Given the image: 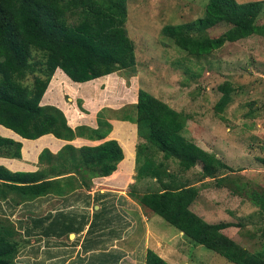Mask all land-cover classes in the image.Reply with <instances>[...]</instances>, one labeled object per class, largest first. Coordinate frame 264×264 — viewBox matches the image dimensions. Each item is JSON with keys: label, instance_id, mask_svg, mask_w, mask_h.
Segmentation results:
<instances>
[{"label": "trees", "instance_id": "obj_1", "mask_svg": "<svg viewBox=\"0 0 264 264\" xmlns=\"http://www.w3.org/2000/svg\"><path fill=\"white\" fill-rule=\"evenodd\" d=\"M126 1L0 0V125L28 139L50 133L67 141L76 137L102 140L79 147L66 143L56 153L43 149L38 160L45 165L35 171H10L0 165V200L19 205L50 193L60 196L78 187L89 188L94 177L110 175L123 159V149L116 139H105L112 128L109 119L127 120L137 125L142 139L135 146V176H151L162 184L157 191L131 192L137 203L233 264H264V248L247 251L221 233L230 224H211L194 213L190 206L197 187L177 184V173L167 169L168 160L180 171L201 163L203 177L228 168L182 134L184 115L179 111L140 88L136 102L113 117H107L102 108L96 113V127L79 124L72 128L63 110L40 104L56 68L74 82H85L135 65L134 45L125 28ZM263 3L208 0L201 17L165 24L161 31L187 54L207 55L225 42L264 35V26L256 22ZM69 15H77V21H69ZM223 22L230 27L217 37L196 38L189 32ZM221 89L215 104L219 112L230 98V88ZM77 102L80 106L81 101ZM20 148L21 143L0 136V156L20 158ZM250 196L264 211V189ZM15 233L12 225L0 224V264H25L14 260L19 245ZM145 264L169 263L149 248Z\"/></svg>", "mask_w": 264, "mask_h": 264}, {"label": "rangeland", "instance_id": "obj_2", "mask_svg": "<svg viewBox=\"0 0 264 264\" xmlns=\"http://www.w3.org/2000/svg\"><path fill=\"white\" fill-rule=\"evenodd\" d=\"M207 1L127 0L125 28L134 45L135 65L113 72L99 81L102 83L98 82L97 87L104 93L98 106L106 108L104 114L107 117H113L128 107L127 104L136 102L141 88L184 115L182 134L213 153L228 168L220 169L212 177H203L201 163L180 171L174 161L168 160L167 169L177 173V184L197 187L198 194L190 206L194 213L211 224L227 222L230 226L221 230L224 236L247 251L259 252L264 248V211L253 203L250 194L264 189V35L252 34L225 42L207 55L191 56L161 31L165 24L188 23L201 17ZM77 19V15H69V21L76 22ZM256 22L264 26V6ZM229 27L223 22L189 32L196 38H213L222 35ZM223 86L230 88V98L219 112L215 104L223 93ZM65 99L67 104L71 103ZM77 100L73 107L84 111ZM141 140L138 136L136 144ZM124 149L127 160L132 154L131 144L125 143ZM121 169L123 167L119 173L123 172ZM134 171L124 184H114L109 189L111 194H129L128 202L134 206L135 217L141 218V214L142 220L150 218L144 223L135 218L137 235L143 236L147 242L146 247L133 249L138 264H145V253L149 248L169 264H233L194 242L151 210L140 206L143 210L140 213L131 192L157 191L162 189V184L151 176L137 178L136 167ZM163 180L174 181L171 178ZM71 199L65 198L67 202ZM122 199L117 201L118 206L126 204L127 200ZM37 212L32 215L41 216L45 211ZM26 215L30 214L27 212ZM15 216V213L0 215V224L12 225L16 229L14 239L19 245L14 260L26 262L23 255L30 239L25 238L18 223L22 221L24 225L25 215L21 212L20 219ZM65 220L74 222L76 218L70 213ZM18 255L21 259H17ZM99 261H105L103 255Z\"/></svg>", "mask_w": 264, "mask_h": 264}, {"label": "crops", "instance_id": "obj_3", "mask_svg": "<svg viewBox=\"0 0 264 264\" xmlns=\"http://www.w3.org/2000/svg\"><path fill=\"white\" fill-rule=\"evenodd\" d=\"M109 75L111 73L85 82H74L60 68H56L40 104L59 107L65 113L67 122L72 128L79 124L96 127V112L101 108L98 105L102 100L101 94H104L100 92L97 84L102 83L99 81L108 78ZM65 98L69 99L71 103L67 104ZM76 99L82 101L81 106L84 111L75 110L73 105L76 104ZM110 123L112 128L105 139L118 141L123 149V159L110 175L92 178L91 183L95 186L90 185L89 189L77 188L60 196L50 193L31 201H24L19 205L12 204L9 199L0 200V215L7 214L9 216V214L15 213L17 218L21 212H24L25 215L24 225H22V221L18 223L25 238L30 241L26 245L23 255L26 262L19 261L20 263L138 264L133 249L139 246L146 247L145 243L147 244V242L143 236L137 235L136 219L144 223L150 218L142 220L143 215L141 214H138L141 218L135 217L132 212L134 206L131 207L128 202L129 194L118 192L111 194L112 190L109 189V186H114V184H124L127 176L135 169L137 126L127 120L110 119ZM0 136L21 143L20 158L0 156V165L10 171L40 169L45 165L38 160V155L43 149L56 153L66 143L79 147L96 145L102 141L88 140L82 137L67 141L58 139L50 133L35 139H28L2 125H0ZM125 143L131 144L132 151L131 157L127 160ZM121 167H123L121 169L123 172L119 173ZM66 197L72 199L67 202ZM122 198L127 200V206L125 203L118 206L117 201L121 202ZM78 206H80V210L77 208ZM137 206L141 213L142 206L140 207L139 204ZM39 210L45 212L41 216L32 215L39 213L37 212ZM27 212L30 214L28 217H26ZM70 213L76 218L74 222L65 220V216ZM79 217L80 219H78ZM141 242H143L142 246ZM102 255L105 259L104 262L99 261ZM19 257L20 255L17 256V259H21Z\"/></svg>", "mask_w": 264, "mask_h": 264}]
</instances>
